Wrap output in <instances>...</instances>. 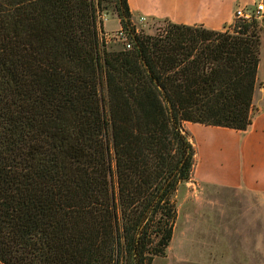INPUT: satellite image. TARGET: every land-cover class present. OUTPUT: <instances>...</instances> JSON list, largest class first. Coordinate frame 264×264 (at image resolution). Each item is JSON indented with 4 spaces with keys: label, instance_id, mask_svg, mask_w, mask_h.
I'll list each match as a JSON object with an SVG mask.
<instances>
[{
    "label": "trees",
    "instance_id": "1",
    "mask_svg": "<svg viewBox=\"0 0 264 264\" xmlns=\"http://www.w3.org/2000/svg\"><path fill=\"white\" fill-rule=\"evenodd\" d=\"M102 0H0V264H151L195 147L185 121L245 129L261 26L166 21L108 48Z\"/></svg>",
    "mask_w": 264,
    "mask_h": 264
},
{
    "label": "crops",
    "instance_id": "2",
    "mask_svg": "<svg viewBox=\"0 0 264 264\" xmlns=\"http://www.w3.org/2000/svg\"><path fill=\"white\" fill-rule=\"evenodd\" d=\"M246 1L249 0H127V3L132 21L143 15L145 20L166 19L223 29L232 22L235 6ZM104 11L103 31L121 27L116 10ZM109 14L116 16L117 21L115 26L106 28ZM259 66L260 61L251 122L245 129L183 123L195 155L191 176L180 184L175 196L183 195L191 205L177 214L165 254L156 255L166 260L164 264H264L260 230V202L264 195V78L259 76ZM215 200L218 205L209 204ZM257 219L258 232L255 230L253 235L245 231V234L247 223ZM184 245L192 247L193 252Z\"/></svg>",
    "mask_w": 264,
    "mask_h": 264
},
{
    "label": "rangeland",
    "instance_id": "3",
    "mask_svg": "<svg viewBox=\"0 0 264 264\" xmlns=\"http://www.w3.org/2000/svg\"><path fill=\"white\" fill-rule=\"evenodd\" d=\"M101 7L102 10L99 12V14H97L98 19H100L103 22L104 17L106 16L104 13H106L104 11V9H107L108 11L110 10H116L115 9V0H102L101 2ZM236 7V6H235ZM235 9V8H234ZM233 9V12H234ZM116 16H113L111 14H109L106 23H105V27L106 28H111L113 26L116 25ZM166 19H146V20H134L132 21L134 23V26L138 29V31H144V32H149V33H156L160 30H162L164 28V26L166 25ZM236 21V18L233 15V20L230 23V25H232L234 22ZM261 26V44H260V66H259V76L264 78V22L260 23ZM108 48H119L122 46V43L119 41H110L109 43L106 44ZM186 130V128H184ZM186 132L188 133V131L186 130ZM189 136V133H188ZM190 138V136H189ZM191 140V139H190ZM176 199V207H177V214L181 213L183 210H185L186 208L190 207L191 203L190 200H184L183 199V195H178L177 197L175 196ZM183 199V200H182ZM217 200H215L214 202H209V204L215 206L218 205ZM261 204V235L263 237L264 240V195L262 197V200L260 202ZM258 219L256 220V222H249L247 223V225L244 227L243 232L246 234H253L256 232H258ZM257 228V229H256ZM246 231V232H245ZM252 232V233H251ZM176 247V245L174 244L172 246V252H174V248ZM263 258L262 261L264 263V242H263ZM184 248L188 250L191 249V251L193 252V248L190 247L189 245H184ZM196 247H194L195 249ZM176 251V249H175ZM171 256V254H170ZM164 262H166V260H164V258H162L161 256H156L154 257V259L152 260L151 264H164Z\"/></svg>",
    "mask_w": 264,
    "mask_h": 264
},
{
    "label": "built area",
    "instance_id": "4",
    "mask_svg": "<svg viewBox=\"0 0 264 264\" xmlns=\"http://www.w3.org/2000/svg\"><path fill=\"white\" fill-rule=\"evenodd\" d=\"M99 14V13H98ZM106 15V13H104ZM234 17L242 20L255 19L259 22H264V0H249L246 2H240L236 5L234 12ZM139 20H145V16H139ZM138 31V29L135 27ZM101 39L107 44L110 41H119L126 48L131 47V41L129 40L127 31L119 27L113 31H101Z\"/></svg>",
    "mask_w": 264,
    "mask_h": 264
}]
</instances>
